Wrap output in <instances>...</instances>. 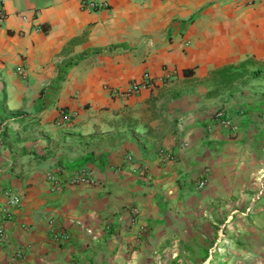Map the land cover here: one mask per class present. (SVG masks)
Segmentation results:
<instances>
[{
  "label": "crops",
  "instance_id": "crops-1",
  "mask_svg": "<svg viewBox=\"0 0 264 264\" xmlns=\"http://www.w3.org/2000/svg\"><path fill=\"white\" fill-rule=\"evenodd\" d=\"M104 1L4 0L0 264L205 256L221 223L228 264H264V0ZM144 72L149 88L110 93ZM80 167L94 183H67ZM7 189L21 204L1 220Z\"/></svg>",
  "mask_w": 264,
  "mask_h": 264
},
{
  "label": "built area",
  "instance_id": "built-area-1",
  "mask_svg": "<svg viewBox=\"0 0 264 264\" xmlns=\"http://www.w3.org/2000/svg\"><path fill=\"white\" fill-rule=\"evenodd\" d=\"M80 7L82 9H100V8H106L108 7L107 1H95V0H80ZM7 18V11L4 8V0H0V22L5 20ZM38 30H40L39 27H37ZM17 72L23 73L24 68L22 66L16 67ZM152 85V80L148 72H144L141 80H134L131 81L126 87L119 89V88H110V93L112 95L116 96H126L130 94H135L140 92L143 88H149ZM73 117V113L67 111V110H60L59 114V121L61 123L69 122ZM212 119L222 125V126H228L229 125V116L227 114V111L223 107H219L215 110ZM159 157L161 160H166L167 158H171L172 155L170 152L165 150H159L158 152ZM123 160L126 162H130L132 160L131 154H125L123 157ZM51 189L58 190L61 189L64 184H66V181L60 180L57 175L53 172H50L46 176ZM67 183L69 184H92L94 183V176L93 171L88 167H80L77 169L67 180ZM206 183L205 178H200L196 186L198 188H202ZM6 201L5 205L1 208V220L4 219H10L12 216V210L21 204L20 197L13 192L11 189H7L6 192ZM129 212L131 215L137 216L138 209L136 207L129 208ZM4 236V229L0 222V245L3 241ZM53 237L56 240H62L65 239L67 236L62 232H54ZM15 256L17 258L22 257V250L17 249L15 252Z\"/></svg>",
  "mask_w": 264,
  "mask_h": 264
},
{
  "label": "rangeland",
  "instance_id": "rangeland-1",
  "mask_svg": "<svg viewBox=\"0 0 264 264\" xmlns=\"http://www.w3.org/2000/svg\"><path fill=\"white\" fill-rule=\"evenodd\" d=\"M227 233L228 230L226 226L221 223L217 229V235L214 236L213 240L206 247L205 256L197 253L198 246H195L188 255H183L179 252L173 255L162 253V255L155 258L153 264H228V262L225 261L227 257V248L229 247L227 244L229 240L226 237ZM202 256L205 258H197Z\"/></svg>",
  "mask_w": 264,
  "mask_h": 264
}]
</instances>
